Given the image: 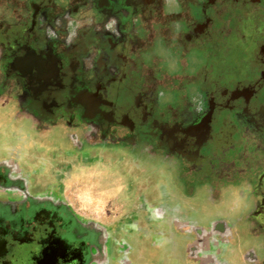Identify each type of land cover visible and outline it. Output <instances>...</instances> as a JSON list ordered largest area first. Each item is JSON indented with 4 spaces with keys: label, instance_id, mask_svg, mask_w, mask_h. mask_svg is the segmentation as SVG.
<instances>
[{
    "label": "flooded vegetation",
    "instance_id": "flooded-vegetation-1",
    "mask_svg": "<svg viewBox=\"0 0 264 264\" xmlns=\"http://www.w3.org/2000/svg\"><path fill=\"white\" fill-rule=\"evenodd\" d=\"M260 1L243 0L238 27H227L219 37L214 30L220 24L213 23L218 18L217 0H0V35L6 38V16L17 21L20 11L21 19L26 18L29 24L24 31L31 36L25 50L35 54L30 53L34 57L29 56L21 64L19 75L38 85L43 83V60L37 56L40 48L31 44L43 39L41 25L49 26L54 36L51 46L70 51L68 63L83 74L91 64L96 69L102 65L101 59H91L99 41L73 39L74 26L78 34L82 25L88 26L93 34L117 44L112 32L119 26L124 31L134 24L137 29L128 43L131 60L136 64L151 48L152 37L149 30L145 35V30L155 24L165 29L157 34L167 38L172 29L166 23L176 20L181 26L178 48L186 54L205 41L211 43L215 36L218 40L234 33L242 37L245 22L254 31L255 39H249V44L255 49L253 58L261 69L264 11L260 10ZM112 9L115 19L110 22ZM167 11L171 17L165 16ZM116 52V48L109 51L107 60L113 66L120 63ZM66 71L59 69L61 77L69 76ZM87 75L90 82L94 73L91 70ZM196 75L183 76L190 82L189 89L194 88L192 83L197 84ZM230 76L216 81L224 85L220 88L212 83L214 91L202 100L193 99L196 104L182 115L174 112L160 90L154 94L151 89H138L122 106L117 101L109 103L108 95L99 89V96L95 94L91 104L82 98L84 107L80 111L74 109L70 94L66 110L49 117L48 122V116L37 111L39 86L32 92L27 86L22 89L20 85L0 84L2 93L10 92L0 96L2 103L10 98L0 105L4 110L0 119L12 101L24 104L30 114L21 116L28 129L15 131V143L8 148L6 158L0 157V264H156V259H162V264L174 259L179 264H218L224 245L234 240L236 213L251 204L249 194L261 192L264 198V84L254 83L253 76L239 80ZM50 98L54 100L53 95ZM1 147L2 153L5 149ZM215 156L220 158L223 175L216 169ZM196 161L201 163L194 164ZM78 163L105 164L106 169L123 174L135 188L139 181L129 178L128 173L146 171L148 176L140 183L144 189L140 193L141 207L131 210L122 223L110 225L83 215L59 176L64 177L65 171ZM191 166L196 167L193 176L189 174ZM227 167H237L238 171L226 172ZM191 177L197 191L200 187L198 194L196 190L188 191L194 185ZM226 183L230 187L220 188ZM221 189L228 196L225 201L232 192L245 193L241 208L231 210L229 219L213 216ZM133 191L131 187L132 196ZM259 214L264 219V206ZM135 218L139 219L137 224L141 223L140 231L131 228L137 225L131 224ZM160 245L163 253L156 250Z\"/></svg>",
    "mask_w": 264,
    "mask_h": 264
},
{
    "label": "rangeland",
    "instance_id": "rangeland-1",
    "mask_svg": "<svg viewBox=\"0 0 264 264\" xmlns=\"http://www.w3.org/2000/svg\"><path fill=\"white\" fill-rule=\"evenodd\" d=\"M181 1L185 2L186 0ZM204 1L206 0H203V2ZM259 4L260 10L264 11V0H261ZM222 8L216 5V11L224 16L229 27L237 28L240 21L239 18L243 14L242 8L238 6H230L226 7V9L225 7ZM114 13L115 11L112 9L110 11V22L115 19ZM165 16L168 18L172 15L167 11ZM210 16H212V13ZM21 17L22 13H20V11L17 21L14 18L6 16V38L3 37L4 35H0V84L5 87L8 83L18 87L20 85L22 89L24 86H27L32 92H36L39 86L41 92L36 106L40 114L45 113V115L48 116V118L44 116L47 119L45 122L51 119L49 117H56V115H59V112L66 110L67 106L65 105L66 101L69 100L68 97H70V94H72L75 106L74 109L80 111L83 110L84 107L83 102L85 99L83 100L82 98L85 97L91 104L92 100L96 97L94 95L97 94L99 96V89L108 95L106 98L109 103L117 101L118 104L122 106H124L125 101L138 92V89L144 88L147 92L151 89L155 91L154 94H157L156 92L160 90L162 96L168 98L167 101L173 106L174 112L182 115L185 110L187 111L189 107L196 104L197 101L193 99L200 97L202 100L207 94L209 95V93L211 94V92L214 91L212 83L215 85L216 89L218 87L220 88V86H224L222 83H216L222 76L231 75L229 78H234L236 80L253 76L252 79L254 83L258 85L264 84V76L262 74L264 72V67L260 69L258 63L254 61L255 49L249 44V39H255L254 31L251 29L252 27H250L251 25L249 26V24L245 25V22L243 23L244 26L241 27V29H243L242 37H238L236 33L230 36L226 35L222 38L223 40L221 38L218 40L216 37L211 43L210 40L206 43L204 42L199 47L193 48L185 54L178 48L181 43L180 36H178V26L180 25L176 20H171L166 23V25L170 26L169 28L172 29V35L167 38L157 34L161 32V30H159L160 25L155 24L151 29L146 28L145 35L146 33L148 34L147 31L149 30L150 37H152L151 48L138 58L139 61L136 64L131 60V45L128 43V38L131 37V35L134 36L135 29H137L136 26H133L134 24L128 25V28L124 31L121 29L123 27L119 26L118 30L112 32L113 38L117 44L114 42H107L101 38L102 35L97 36L93 34V31L88 26L82 25L80 27L79 24L78 28L80 27L81 32L78 34L76 29L77 26H74L72 29L73 39L78 38L77 40L79 42L83 39L86 42L99 41L98 45L92 50L93 56L91 59L94 57V59L98 61L101 59L102 65L99 66L98 69L94 68L92 64L87 66V70L85 69V73H83L85 74L84 76L77 71V68H73L74 66H71V63H68L69 58H72L70 51H61L51 46V41L54 36H51L49 26L44 27L41 25L39 30H42L43 34L40 37L43 39H33L34 41L31 44L33 48H40V54L37 56L43 60V64L41 65L43 66V83L38 85L34 81H28L27 78H20L19 75L21 64L26 63V59L29 56L34 57L30 55V53L35 54L34 52L25 50V46L30 43L31 36L27 34V31H24V28H28L29 25L27 24L26 18L21 19ZM151 26V23H149V28ZM226 28L227 27L220 26L219 34L217 33L218 29L214 31L220 37L226 32ZM167 43L170 45L169 47ZM107 44H109V47H107ZM62 46L64 47L65 45ZM113 48L117 49L116 53L120 56V63L116 66L107 62L109 59V51ZM83 58H85V54ZM52 60H54L53 63H51ZM48 61L50 64L45 65ZM141 67L147 69V72H144L145 70L143 71ZM59 69H66V73H69V76L66 78L61 77ZM136 69H138V71ZM91 70L94 73V77L89 78V80L92 81L89 82L86 80V75ZM26 73L29 74V71L27 70ZM195 74H197L196 77H198V82L197 84L192 83L191 85L194 86L195 90H193V87L189 89L190 82H187V80L184 81L183 76H193ZM105 80H110V82L106 83ZM154 80L159 83H156ZM11 90L12 89H10V91ZM221 92L220 90L219 93L221 94ZM9 93L10 92L6 90L2 93L0 90V96L3 94L7 96ZM215 93L217 92L215 91ZM51 95L54 96V100L50 98ZM106 95H104V97ZM187 95H189V99L193 96L190 102ZM23 96L25 95L23 94ZM185 100L187 101L184 102ZM2 101L3 98L0 99V105L3 106L6 102L10 101V98L6 97V102H3L4 104ZM46 105L47 107L50 106V108H47L48 110H46ZM6 108L7 113L2 116L4 118L1 117L2 120L0 119V145L2 146L0 147L5 149L4 152H0V157L5 158L8 155V148L15 143L13 138L15 131L28 129L27 124H25L21 116L25 117L30 115L25 105L19 104L16 101H12L9 106L6 105ZM2 109L3 108H0V113L4 111ZM6 125L8 128H6ZM21 133L22 132H19V134ZM213 159L216 163L217 171L223 175V166L220 162V158L215 156ZM199 162L200 161H196L194 164ZM104 165H83L78 163L75 164L73 169L66 170L64 177L61 174H59V176L62 177L61 180L64 190L69 192L70 199L83 215L106 225L117 222L122 223L123 218L128 216L131 210H137L136 206L138 209L141 207L142 200H140V193L143 187L140 183L142 184V181L144 183L148 173L146 171H133L128 173L129 178L139 181L138 189L131 186L134 189L132 196L131 184L125 179L124 175H118L114 173V171L106 169ZM228 169H230V167H227L226 172ZM195 170L196 167L191 166L189 174L193 176L194 173L196 174ZM120 178L122 179L120 180ZM191 179L194 185L193 187L190 186L188 191L196 190L195 179L194 177H191ZM207 183L209 184L210 181H207ZM224 186L230 187L229 184L226 183L221 184L220 188ZM203 187L202 185V190H204ZM224 189H221L222 191L216 197L218 201L215 205L216 208L213 209V216H222L229 219L232 216L231 210L241 208L240 206L245 199V193H243L242 190L232 192L229 196V201H225L228 196L225 194ZM199 191L200 187H198V191L196 190L197 194ZM262 194L261 192L255 193L254 195L250 193L248 198L251 204L247 207L245 206V209H241L236 213L235 217L238 221H236L234 217L233 224H235L236 229L233 233L234 240L224 245L225 248L218 264H264V219L262 218L263 215L259 214L264 206ZM137 197L138 200L136 199ZM221 198L224 199V202H222ZM247 202H249V200ZM138 220V218H135L131 224H137ZM131 228L133 231H140L141 223L138 222L136 226L132 225ZM156 250H160L159 253H161L162 245L157 246ZM148 251L150 250L148 249ZM143 263L144 261L140 262V264ZM155 263L162 264L163 261L162 259H156ZM164 263L179 264L176 259L172 262Z\"/></svg>",
    "mask_w": 264,
    "mask_h": 264
},
{
    "label": "trees",
    "instance_id": "trees-1",
    "mask_svg": "<svg viewBox=\"0 0 264 264\" xmlns=\"http://www.w3.org/2000/svg\"><path fill=\"white\" fill-rule=\"evenodd\" d=\"M218 1V3H217V6L218 7H220V8H224L225 7V9H226V7H230V6H238V7H240L239 5H240V3L243 1V0H217ZM239 3H238V2ZM226 4H227V6H226ZM222 8V9H223ZM211 11H210V14L212 13V10H213V8L212 9H210ZM222 11H224V10H222ZM213 23H218V24H222V26H221V24H220V26L221 27H229V24H227L226 23V19L224 18V16H222L219 12H218V18L216 19V20H214V22ZM159 30H161L160 28H159ZM158 30V31H159ZM165 29H163V30H161V32H163ZM217 33L219 34L220 33V28H218V30H217ZM215 38H216V36H215ZM205 43H206V41H205ZM230 169L232 170V171H238L237 170V167H233V168H231L230 167ZM229 169V170H230Z\"/></svg>",
    "mask_w": 264,
    "mask_h": 264
}]
</instances>
